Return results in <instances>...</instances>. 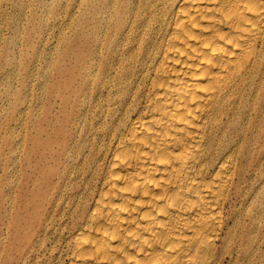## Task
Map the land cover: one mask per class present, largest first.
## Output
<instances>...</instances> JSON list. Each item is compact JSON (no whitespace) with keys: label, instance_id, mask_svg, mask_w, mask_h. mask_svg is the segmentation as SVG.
I'll use <instances>...</instances> for the list:
<instances>
[{"label":"bare ground","instance_id":"1","mask_svg":"<svg viewBox=\"0 0 264 264\" xmlns=\"http://www.w3.org/2000/svg\"><path fill=\"white\" fill-rule=\"evenodd\" d=\"M27 1L56 41L0 264H261L264 0Z\"/></svg>","mask_w":264,"mask_h":264},{"label":"rangeland","instance_id":"2","mask_svg":"<svg viewBox=\"0 0 264 264\" xmlns=\"http://www.w3.org/2000/svg\"><path fill=\"white\" fill-rule=\"evenodd\" d=\"M26 2L28 3L27 0ZM13 9L15 10V0H0V123L2 124L0 127V252H19L18 247H11L10 244L14 234L19 236V230L7 228L13 219L14 212L19 210V107L22 109L30 108L34 94L36 91L38 92L36 69L40 67L41 59L37 56H48L51 45L56 41L54 32L56 27L50 23V18L44 20L41 28L37 22L32 20V15L17 13L16 16L17 11ZM38 15H43L40 8ZM29 17L31 21L28 20ZM62 17H64L63 13ZM23 26L24 29H31V46L26 45L22 34L19 32L18 28L21 31ZM14 35L17 37L15 38ZM12 40L15 41L12 42ZM32 46H34L35 51H33ZM13 47L14 49H12ZM8 70L14 71L13 76H6ZM8 87L12 91H21L23 98L27 99L23 104H19L17 101L16 111L10 110L15 94L5 93ZM3 135L10 138L11 144H4ZM263 223L264 221L262 225ZM263 227H261L262 230ZM14 245H19V243ZM258 252H264V244L261 245ZM261 264H264V261Z\"/></svg>","mask_w":264,"mask_h":264}]
</instances>
